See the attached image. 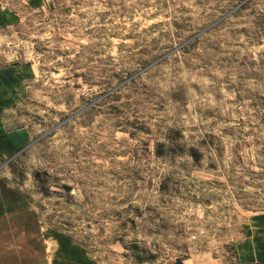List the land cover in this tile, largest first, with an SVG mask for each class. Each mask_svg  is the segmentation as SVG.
Instances as JSON below:
<instances>
[{
    "label": "rangeland",
    "instance_id": "obj_1",
    "mask_svg": "<svg viewBox=\"0 0 264 264\" xmlns=\"http://www.w3.org/2000/svg\"><path fill=\"white\" fill-rule=\"evenodd\" d=\"M0 264H264V0H0Z\"/></svg>",
    "mask_w": 264,
    "mask_h": 264
}]
</instances>
